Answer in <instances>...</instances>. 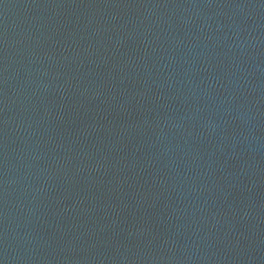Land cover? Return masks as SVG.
I'll use <instances>...</instances> for the list:
<instances>
[{"label":"water","instance_id":"1","mask_svg":"<svg viewBox=\"0 0 264 264\" xmlns=\"http://www.w3.org/2000/svg\"><path fill=\"white\" fill-rule=\"evenodd\" d=\"M0 264H264V0H0Z\"/></svg>","mask_w":264,"mask_h":264}]
</instances>
